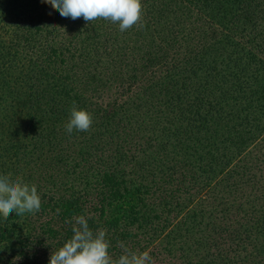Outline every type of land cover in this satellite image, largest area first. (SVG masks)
Instances as JSON below:
<instances>
[{
  "label": "trees",
  "instance_id": "trees-1",
  "mask_svg": "<svg viewBox=\"0 0 264 264\" xmlns=\"http://www.w3.org/2000/svg\"><path fill=\"white\" fill-rule=\"evenodd\" d=\"M141 3L122 33L0 0V175L42 201L0 215V264H48L81 214L114 258L264 264V0Z\"/></svg>",
  "mask_w": 264,
  "mask_h": 264
},
{
  "label": "clouds",
  "instance_id": "clouds-1",
  "mask_svg": "<svg viewBox=\"0 0 264 264\" xmlns=\"http://www.w3.org/2000/svg\"><path fill=\"white\" fill-rule=\"evenodd\" d=\"M50 4L53 10L64 18L76 20L83 18L86 22L98 19L118 23L119 31L125 32L134 25L143 28L141 22L143 6L141 0H41ZM51 14V13H49ZM93 123V116L86 109L79 108L75 102L70 108V115L64 128L70 135L73 130L87 132ZM41 196L37 186L26 182L12 173L0 175V215L4 218L10 214L23 216L36 214L41 210ZM57 214L61 209H57ZM88 215H78L71 223L72 235L61 247L52 251L48 264H155L150 252L133 250L123 241L118 242L121 254L114 258L109 253L110 242L106 238V229L95 231L90 227Z\"/></svg>",
  "mask_w": 264,
  "mask_h": 264
}]
</instances>
